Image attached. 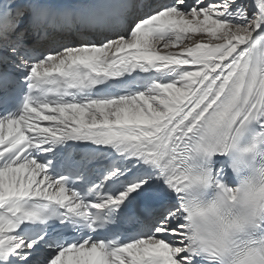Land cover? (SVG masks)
I'll return each instance as SVG.
<instances>
[{
	"label": "snow or ice",
	"instance_id": "snow-or-ice-1",
	"mask_svg": "<svg viewBox=\"0 0 264 264\" xmlns=\"http://www.w3.org/2000/svg\"><path fill=\"white\" fill-rule=\"evenodd\" d=\"M257 159L264 0H0V264H217L264 217L186 189Z\"/></svg>",
	"mask_w": 264,
	"mask_h": 264
},
{
	"label": "clouds",
	"instance_id": "clouds-1",
	"mask_svg": "<svg viewBox=\"0 0 264 264\" xmlns=\"http://www.w3.org/2000/svg\"><path fill=\"white\" fill-rule=\"evenodd\" d=\"M233 175L236 182L222 188L193 183L186 189L185 203L192 234L217 231L219 213L241 223L264 217V159H257L250 167L233 170ZM249 233L248 228L233 231L231 237L239 243L217 257V264H246L248 246L264 249V235L250 236Z\"/></svg>",
	"mask_w": 264,
	"mask_h": 264
}]
</instances>
